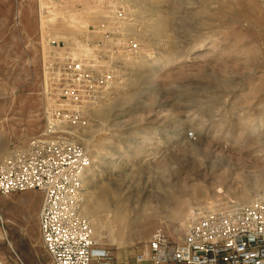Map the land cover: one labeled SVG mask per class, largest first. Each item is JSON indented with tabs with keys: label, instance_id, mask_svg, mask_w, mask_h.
<instances>
[{
	"label": "rangeland",
	"instance_id": "374dc122",
	"mask_svg": "<svg viewBox=\"0 0 264 264\" xmlns=\"http://www.w3.org/2000/svg\"><path fill=\"white\" fill-rule=\"evenodd\" d=\"M50 1L59 47L109 71L72 126L91 160L82 212L114 264L156 229L178 243L200 212L264 197V0H0V163L44 129ZM41 200L0 195V264H48Z\"/></svg>",
	"mask_w": 264,
	"mask_h": 264
},
{
	"label": "built area",
	"instance_id": "2783aa9c",
	"mask_svg": "<svg viewBox=\"0 0 264 264\" xmlns=\"http://www.w3.org/2000/svg\"><path fill=\"white\" fill-rule=\"evenodd\" d=\"M52 8L51 1L39 8L41 39L46 44L44 129L13 146L3 158L0 195L41 192L37 224L48 264H114L109 250L91 235L82 212L81 186L91 160L74 140L72 126L81 108L91 105L107 83L109 71L91 66L94 54L75 55L59 47L62 41L48 31ZM133 264H264V197L200 212L178 243L156 229L147 248L135 254Z\"/></svg>",
	"mask_w": 264,
	"mask_h": 264
},
{
	"label": "bare ground",
	"instance_id": "6f19581e",
	"mask_svg": "<svg viewBox=\"0 0 264 264\" xmlns=\"http://www.w3.org/2000/svg\"><path fill=\"white\" fill-rule=\"evenodd\" d=\"M82 202H83V199H82ZM83 203H81V206H82ZM96 211H98V209H96Z\"/></svg>",
	"mask_w": 264,
	"mask_h": 264
}]
</instances>
